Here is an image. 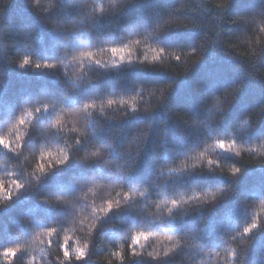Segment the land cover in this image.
Returning a JSON list of instances; mask_svg holds the SVG:
<instances>
[{"label":"trees","instance_id":"16d2710c","mask_svg":"<svg viewBox=\"0 0 264 264\" xmlns=\"http://www.w3.org/2000/svg\"><path fill=\"white\" fill-rule=\"evenodd\" d=\"M0 138V264H264V0H0Z\"/></svg>","mask_w":264,"mask_h":264},{"label":"snow or ice","instance_id":"6c2138e0","mask_svg":"<svg viewBox=\"0 0 264 264\" xmlns=\"http://www.w3.org/2000/svg\"><path fill=\"white\" fill-rule=\"evenodd\" d=\"M111 52L113 53V55H115L117 52H118V49H116V48H113V49H111ZM84 55H86V56H91V53H84ZM177 59H179V57H177ZM27 63V60H25L24 61V63L23 64H26ZM23 64H22V66H23ZM40 65H38V67H39ZM108 103L109 104H111L112 103V101L110 100V101H108ZM0 145H3L4 147H8V145H7V143H6V141L4 140V139H2V138H0ZM218 148H222V149H229V148H233V145H231V144H226L225 142H223V141H219V142H217V145H216ZM237 154H239V152H236ZM41 171H43V165H41ZM236 171H238V169H235L234 170V173L236 172ZM17 187H19V185H17ZM4 191V188H3V186L2 185H0V192H3ZM173 203V205H175L176 204V201H173L172 202ZM105 211L107 212L108 211V209H105ZM258 225H257V223L254 221V222H252L250 225H248L247 227H245L244 229H243V233H247V232H250V231H252L254 228H256ZM49 234H51V233H49ZM142 235V234H141ZM139 240H140V235H134L133 237H132V243L133 244H139ZM87 246H85V248H86ZM85 248H77L76 249V257L79 259V258H82L83 256H84V253H85ZM17 254V249H15V248H8V249H5L4 250V252H3V255L4 256H7V257H14L15 255ZM65 258H68V253H67V251H65Z\"/></svg>","mask_w":264,"mask_h":264},{"label":"clouds","instance_id":"9594fccd","mask_svg":"<svg viewBox=\"0 0 264 264\" xmlns=\"http://www.w3.org/2000/svg\"><path fill=\"white\" fill-rule=\"evenodd\" d=\"M244 123H247V120L244 121ZM230 144L232 145V143L230 142ZM261 145H264V140L261 141ZM237 154V153H236ZM240 154V153H239ZM237 154V155H239ZM65 159H67V157H65ZM251 232V231H250ZM249 232L244 233L245 235H247Z\"/></svg>","mask_w":264,"mask_h":264}]
</instances>
